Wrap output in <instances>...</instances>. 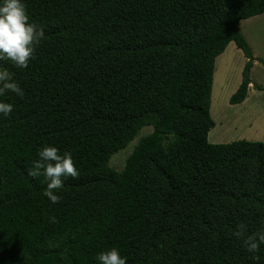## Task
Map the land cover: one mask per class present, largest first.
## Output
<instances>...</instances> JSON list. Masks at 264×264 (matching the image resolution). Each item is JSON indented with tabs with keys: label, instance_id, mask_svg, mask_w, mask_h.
I'll return each instance as SVG.
<instances>
[{
	"label": "trees",
	"instance_id": "obj_1",
	"mask_svg": "<svg viewBox=\"0 0 264 264\" xmlns=\"http://www.w3.org/2000/svg\"><path fill=\"white\" fill-rule=\"evenodd\" d=\"M22 2L45 39L27 68L0 61L24 90L0 96L13 105L0 114V264H99L112 248L126 264H264V244L249 253L233 235L264 227V141L208 140L215 59L231 41L247 58L228 100L243 102L253 52L238 24L264 0ZM44 147L80 173L58 203L28 175Z\"/></svg>",
	"mask_w": 264,
	"mask_h": 264
},
{
	"label": "rangeland",
	"instance_id": "obj_2",
	"mask_svg": "<svg viewBox=\"0 0 264 264\" xmlns=\"http://www.w3.org/2000/svg\"><path fill=\"white\" fill-rule=\"evenodd\" d=\"M238 26L253 52L252 82L243 102L229 103V97L241 81V72L247 60L236 44L229 42L216 57L214 65L210 113L215 125L208 134V140L214 143L238 139L264 141V12L241 20ZM150 130V126L145 127L140 135ZM136 140L112 155L110 164L114 168H122Z\"/></svg>",
	"mask_w": 264,
	"mask_h": 264
},
{
	"label": "clouds",
	"instance_id": "obj_3",
	"mask_svg": "<svg viewBox=\"0 0 264 264\" xmlns=\"http://www.w3.org/2000/svg\"><path fill=\"white\" fill-rule=\"evenodd\" d=\"M45 39V33L35 23L29 22L26 6L22 0H3L0 4V61L10 62L17 68H27L30 60L35 58L36 48ZM24 95V90L14 80V74L7 68L0 69V96L7 93ZM13 111L11 103L0 102V114L5 117ZM39 159L33 161L28 175L36 178L41 175L47 181L44 195L52 202L58 203L61 197L57 194L64 180L71 177L79 178V171L74 166L71 154H59L56 147H44L39 151ZM55 222V217L52 218ZM247 225L240 223L233 235L242 239V243L249 253H258L260 245L264 244V227L260 231L247 233ZM254 255L253 259L259 260ZM99 264H126L117 249L101 252L97 257Z\"/></svg>",
	"mask_w": 264,
	"mask_h": 264
}]
</instances>
